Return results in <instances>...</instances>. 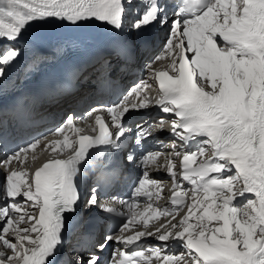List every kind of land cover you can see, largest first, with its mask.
I'll list each match as a JSON object with an SVG mask.
<instances>
[{
	"label": "snow or ice",
	"instance_id": "6c2138e0",
	"mask_svg": "<svg viewBox=\"0 0 264 264\" xmlns=\"http://www.w3.org/2000/svg\"><path fill=\"white\" fill-rule=\"evenodd\" d=\"M53 20L72 27L95 21L116 33L127 30L129 35L167 26L168 34L161 52L146 61L144 78L121 104L101 109L110 117L111 130L97 114L95 125H88L92 132L99 126L97 135H79L71 143L67 136L63 142H51L53 152L71 149L66 158H50L42 166L26 163L27 154L40 140L0 158V176L5 179L0 188V264H156L152 257L159 260L162 253L163 264H264V0H179L171 12L168 0H0V40L15 44L29 29ZM132 54L130 42L117 41L103 57V66L111 68L113 57L128 60ZM20 55L19 48L0 55V78L6 77V68ZM165 59L166 69L153 67ZM38 61L34 58L33 64ZM150 80L158 82L160 90L156 106L171 116L173 139L168 152L163 151L168 144L158 138L157 149L143 148L154 125L138 123L133 142L128 136L132 130L123 121L129 111L149 106L145 89L152 87ZM132 95L140 102H129ZM96 112L93 108L82 119ZM73 119L68 114L56 133L68 128L83 132L74 128ZM166 122L161 116L160 131ZM96 146L113 152L128 149L126 160L136 164L141 175L129 197L105 201L110 174L106 165L95 164L99 175L86 203L124 216L109 206L116 201L128 214L119 228L95 245L99 252L81 244L65 259L63 231L67 214L75 213L79 204L80 165ZM198 156L203 157L199 163ZM176 158H180L179 172ZM150 166L164 169L171 177V204L188 208L176 223L159 224L154 231L148 230L152 217L145 218L153 208V193L147 186L162 190V182L150 177ZM182 182L191 187L184 188ZM246 194L251 195L236 203ZM141 197L148 202L144 212L136 213L133 209ZM155 197L160 198L159 191ZM153 215L176 219L167 208H157ZM130 225L143 230L126 234ZM142 238L158 243L144 245L139 243ZM109 244L116 247L111 259L105 260L100 253ZM175 247L184 251L168 254Z\"/></svg>",
	"mask_w": 264,
	"mask_h": 264
},
{
	"label": "bare ground",
	"instance_id": "6f19581e",
	"mask_svg": "<svg viewBox=\"0 0 264 264\" xmlns=\"http://www.w3.org/2000/svg\"><path fill=\"white\" fill-rule=\"evenodd\" d=\"M82 27V25L80 27H72L70 25H66V24H61L55 20L50 21L47 24H41V25H37L35 27H33L32 29H29V31L27 33H25L24 38L20 40L21 45H24L26 47H28V50L30 48H39L40 47L37 45L39 41H37V37H42L41 40L43 41H47L48 43H52L55 41H59L58 44H67L70 43L69 41H72L75 39V29H80ZM167 27L165 29H163L161 32H159L153 40L152 45L147 48V49H140L138 52V61H137V66L138 68H142L144 67L146 61L150 60L154 55L156 50L158 49V47L161 45V40L163 38V41L166 39L167 37ZM7 45V43H4L2 46L5 47ZM161 52V51H160ZM158 52V53H160ZM167 59L165 60H159L156 61V63L153 65L154 68H164L166 69L167 67ZM86 74H89V72H86L83 74V76H81V80L80 83L78 85V87L76 89H74L73 91L69 92L70 96H62L61 99H57L55 100V105H49L46 106L45 108H49L48 111L44 112V113H48V117H57L60 113H64L63 110L67 109L69 106H75V102L73 100V98L71 97H78L76 96L79 95V100L80 102H83V100L86 99V96L89 95V85L88 83L91 81V76H88ZM93 74V73H92ZM91 74V75H92ZM153 80H150L149 83L152 84ZM153 116V113L150 114V117ZM151 120H144L141 121V124L144 125V127H148V125H154L152 124L150 121ZM74 124H76V126L82 128V125L77 119L73 120ZM134 125H131V128ZM72 128H68L65 129L64 134H63V138L65 136H67L69 138V143H71L73 141L72 138ZM136 129V128H135ZM154 126L150 129L151 131H153ZM55 138V136H53V134H49L48 137L44 138L42 140V142H40L37 146V148L32 151L29 152L26 156V163H28V160H33V156L36 157V161L34 163L35 165H41L44 163V161L48 158V156L50 154L55 155V154H61L60 153V149L57 148L56 152L52 151V147H51V142L52 139ZM47 146V147H46ZM164 152H168L169 149L168 148H164L163 149ZM66 152V149H64L63 153ZM4 155L0 152V158H2ZM208 156H211V152H208ZM177 159V158H176ZM177 162V161H176ZM14 167L19 168L18 164H14ZM184 188H190L191 186L189 184H187L186 182L183 184ZM189 194H191V192H189ZM251 194H246L244 198H240L238 197L236 200V203H243L244 199H246L247 197H249ZM17 199H21L20 197H17ZM3 201H0V204H2ZM184 211V215L187 214L188 209L183 210ZM182 218V217H181ZM180 218V219H181ZM143 222H141L142 224ZM110 222H106V225H109ZM137 230H143L139 227L137 228H131L129 229V231L126 234H134L135 231ZM100 233V229L98 230V232L96 233V235L94 236V240L98 241L97 243L101 242L103 238L100 237L99 235ZM108 234V233H107ZM95 243V245L97 244ZM158 242L154 239V238H148L147 239V245H155ZM96 248V247H95ZM0 250H3L2 248H0ZM96 251H99L98 248H96ZM184 251L183 249L179 248V247H175V248H169L168 249V254H175L178 252ZM8 254L11 255V252L8 251ZM146 255H148V253H146ZM152 259L156 262V264H163V253L161 254V257L159 260H157V258L155 256L152 257Z\"/></svg>",
	"mask_w": 264,
	"mask_h": 264
},
{
	"label": "rangeland",
	"instance_id": "374dc122",
	"mask_svg": "<svg viewBox=\"0 0 264 264\" xmlns=\"http://www.w3.org/2000/svg\"><path fill=\"white\" fill-rule=\"evenodd\" d=\"M166 34H168V33H166ZM164 41H163V38H162V40H161V44L163 43ZM157 51V50H156Z\"/></svg>",
	"mask_w": 264,
	"mask_h": 264
}]
</instances>
